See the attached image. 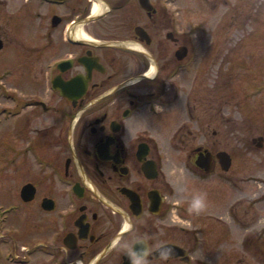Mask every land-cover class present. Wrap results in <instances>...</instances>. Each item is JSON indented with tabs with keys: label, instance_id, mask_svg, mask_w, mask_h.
<instances>
[{
	"label": "flooded vegetation",
	"instance_id": "flooded-vegetation-1",
	"mask_svg": "<svg viewBox=\"0 0 264 264\" xmlns=\"http://www.w3.org/2000/svg\"><path fill=\"white\" fill-rule=\"evenodd\" d=\"M173 1L0 0V125L21 182L0 201L11 264H131L144 247L147 264H215L222 214L188 207L264 181L241 162L264 150V50L238 26L223 37V19L199 42L191 3ZM200 1L229 7L228 24L257 4Z\"/></svg>",
	"mask_w": 264,
	"mask_h": 264
},
{
	"label": "rangeland",
	"instance_id": "rangeland-1",
	"mask_svg": "<svg viewBox=\"0 0 264 264\" xmlns=\"http://www.w3.org/2000/svg\"><path fill=\"white\" fill-rule=\"evenodd\" d=\"M21 1L23 2V0ZM210 1L219 2L221 0ZM173 2L175 5L180 4L183 6L185 4L191 3L192 7L190 8V13H188L191 19L190 35L197 40L199 39V42L207 44L209 38L218 36L220 29L217 27V25L218 22L223 19V24H221L222 26H225L224 29L221 30L223 37L232 36L236 26H238L240 37H251L253 36L252 33L254 32L255 37L262 38L261 40L257 41L261 44L253 46V51L256 54L263 52V0L261 2H258L257 0L255 9L252 12L248 11L246 7H244V3H241L243 6L238 8L236 13V15L239 14L237 19L238 24H228L229 22H226L228 19H226L224 15L226 14V10H228L229 7L220 6V8L218 7L216 10L211 11L210 6L205 5L203 1L198 2V0H175ZM0 5V13L2 16H6L7 11L12 9L11 6H6L4 3L0 2ZM182 15L184 14L182 13ZM184 30L185 29H183V27L178 29L179 33L181 34ZM242 42L244 43V39ZM245 42L247 41L245 40ZM246 46L247 45L244 47ZM207 47L209 48L210 45H207ZM7 62L8 58L6 55L0 54V67L6 65ZM210 82L211 80L208 81V85H211ZM200 91L202 96L205 97V90L201 88ZM262 100H264V97ZM204 101L205 99L203 98V102ZM7 128L8 126L5 123L0 125V201L3 203H8L12 197L18 196L19 189L21 187V182L16 179L14 184L10 183L8 172L6 171L9 142L5 135ZM249 156H251L253 160L248 162L241 161L242 164L253 165L252 168L257 169L254 174L263 178L264 170L262 167H264V150L260 152V156L257 155V153H254V155L250 154ZM252 168L249 170L240 169V173L249 174L251 171H253ZM220 188L221 192L218 191L220 195H215V197H219L218 201L210 202L209 197L207 196V207L205 212H202L205 214L209 209L211 212L222 214V226L220 227L223 241L221 250L222 254L221 252L218 253L217 260L215 259V264H234V262L235 264H264V181L260 183L253 181L241 182L239 183L238 188L235 190L229 189L224 185H222ZM196 197L205 198L201 192ZM214 203H217L218 205H215ZM232 208H234V210H232ZM1 215L4 222L11 218V215L7 213H1ZM21 219L22 215L20 212L16 217L14 216L11 219V222L20 225L21 228ZM205 222L207 225V219ZM186 223H188V221H186ZM9 243L10 236L8 228L6 225L0 226V264H11V260L8 259L7 252L8 248H10Z\"/></svg>",
	"mask_w": 264,
	"mask_h": 264
},
{
	"label": "clouds",
	"instance_id": "clouds-1",
	"mask_svg": "<svg viewBox=\"0 0 264 264\" xmlns=\"http://www.w3.org/2000/svg\"><path fill=\"white\" fill-rule=\"evenodd\" d=\"M206 194L205 198L197 197L193 199L188 207V212L190 214L195 213L196 215L201 214L206 210ZM141 243V242H138ZM174 250L171 248H162L160 249V254L163 259H168L171 255H173ZM147 249L146 247L141 249L133 248L131 252H129V257L131 260V264H147Z\"/></svg>",
	"mask_w": 264,
	"mask_h": 264
},
{
	"label": "bare ground",
	"instance_id": "bare-ground-1",
	"mask_svg": "<svg viewBox=\"0 0 264 264\" xmlns=\"http://www.w3.org/2000/svg\"><path fill=\"white\" fill-rule=\"evenodd\" d=\"M94 11H95V12H99V9L97 8V6L94 7ZM152 74H153V71L151 70V71H150V75H152Z\"/></svg>",
	"mask_w": 264,
	"mask_h": 264
},
{
	"label": "water",
	"instance_id": "water-1",
	"mask_svg": "<svg viewBox=\"0 0 264 264\" xmlns=\"http://www.w3.org/2000/svg\"><path fill=\"white\" fill-rule=\"evenodd\" d=\"M224 154H226V152H224ZM24 192H25V188L22 189V196L24 195Z\"/></svg>",
	"mask_w": 264,
	"mask_h": 264
}]
</instances>
